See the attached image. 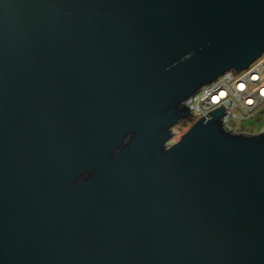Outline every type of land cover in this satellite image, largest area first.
I'll return each instance as SVG.
<instances>
[{
  "label": "water",
  "instance_id": "1",
  "mask_svg": "<svg viewBox=\"0 0 264 264\" xmlns=\"http://www.w3.org/2000/svg\"><path fill=\"white\" fill-rule=\"evenodd\" d=\"M264 53V0H0V264H264V130L188 100Z\"/></svg>",
  "mask_w": 264,
  "mask_h": 264
},
{
  "label": "built area",
  "instance_id": "2",
  "mask_svg": "<svg viewBox=\"0 0 264 264\" xmlns=\"http://www.w3.org/2000/svg\"><path fill=\"white\" fill-rule=\"evenodd\" d=\"M192 123L224 108L223 122L232 132L245 133L240 122L255 120L264 113V53L247 70H230L203 87L189 100Z\"/></svg>",
  "mask_w": 264,
  "mask_h": 264
},
{
  "label": "rangeland",
  "instance_id": "3",
  "mask_svg": "<svg viewBox=\"0 0 264 264\" xmlns=\"http://www.w3.org/2000/svg\"><path fill=\"white\" fill-rule=\"evenodd\" d=\"M186 121V124H182V122ZM179 122L174 128H173V136L171 141L169 142L170 144L176 143L180 137L190 128L192 123L190 121L184 120ZM255 123V120H249V121H244L240 122L237 126L238 127H249L250 124Z\"/></svg>",
  "mask_w": 264,
  "mask_h": 264
},
{
  "label": "trees",
  "instance_id": "4",
  "mask_svg": "<svg viewBox=\"0 0 264 264\" xmlns=\"http://www.w3.org/2000/svg\"><path fill=\"white\" fill-rule=\"evenodd\" d=\"M192 123L191 119H186ZM184 121V120H183ZM182 124H186V121L182 122ZM264 130V113H260L258 117L255 119V123L250 124L249 127H245L244 131L248 134H257L260 131Z\"/></svg>",
  "mask_w": 264,
  "mask_h": 264
}]
</instances>
